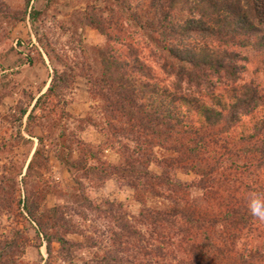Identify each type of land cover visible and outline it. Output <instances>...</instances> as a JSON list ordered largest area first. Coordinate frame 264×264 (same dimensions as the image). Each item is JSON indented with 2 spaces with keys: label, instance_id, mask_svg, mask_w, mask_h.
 Here are the masks:
<instances>
[{
  "label": "trees",
  "instance_id": "trees-1",
  "mask_svg": "<svg viewBox=\"0 0 264 264\" xmlns=\"http://www.w3.org/2000/svg\"><path fill=\"white\" fill-rule=\"evenodd\" d=\"M31 1L24 0L25 10L17 22L26 18ZM55 1L43 0L45 8ZM109 1L122 13L129 12V0ZM156 10L158 24L156 27L148 25L147 30L154 44L165 52L167 64L164 70L175 76L179 87L180 82L184 81L197 88L207 85L209 91L214 87L211 79L227 81L231 85V101L227 103L220 97H212L208 103L203 97L193 96L192 92L183 93L179 88L161 86L151 76V69L139 59L138 50L131 43L119 42V38L107 32L100 18L93 13L73 14L71 21L78 23V27L72 23L73 33L76 34L78 29L92 28L116 44L115 47L109 45L92 49L99 64L100 76L91 73L86 77L93 90H97L95 95L103 102V113L108 117V134L112 138L121 136L131 141L134 145L131 152L136 156H148V163L147 166L146 163L142 165L134 155L120 153L122 164H106L97 158L99 150L91 146L68 137L67 146L64 132L60 135L62 142L59 147L63 151L58 160L68 172H83L86 177L95 176L100 182L130 178L129 186L140 204L145 202L136 184L141 180L149 185V193L168 202L162 210L152 212L146 208L140 212V217L153 228L146 237L121 217L123 207L120 204L107 202L108 210L105 211L85 197L86 207L97 213L112 215L117 224L118 231H112V251L98 262L264 264V245L246 247L240 253L234 245L236 232L249 228L258 219L251 214L250 201L264 200V180L258 177L264 172V115L246 136L231 134L239 116L250 115L264 107V98L254 86L237 85L240 75L237 63L241 60L238 51L245 49L264 56V0H156ZM182 12L186 15L185 19L179 20L178 15ZM28 16L35 20L40 12L31 8ZM37 53L44 62L41 54ZM71 73L55 70L46 92L36 99L30 114L28 106L19 102L17 121L22 122L26 117L28 134L34 135L36 124L43 125L46 121L56 122L58 118L70 117L63 110L64 107L59 106L63 101V89H68L75 81ZM34 100V96H29L30 103ZM35 139L38 147L27 166L26 178L38 175L39 170L46 169L48 165V159L44 156V138L35 136ZM73 147L81 155L77 160H73L69 152L65 153H72ZM156 147L171 156L161 160L151 158V151ZM122 149L126 147L122 146ZM83 153L96 160L98 165L87 166L82 159ZM211 153L214 154L212 158ZM230 157L245 161L243 167L236 166V170L249 179L248 183L242 184L241 192L217 196L218 214L195 202H187L185 197L192 189L197 188L204 197L212 198L217 195L211 189L213 183L219 181L218 184L227 185V178L216 181L214 175L218 170L216 164ZM211 161L215 164L212 165ZM151 164L162 169L160 175L148 171ZM142 166L145 169L140 170ZM175 170H188L196 180L193 183L174 182L169 172ZM155 186H164L170 191L158 193ZM21 205L19 202L18 206ZM22 210L19 215L35 226L36 238L45 242L48 255L51 246L57 244L59 258L67 261L79 244L66 239L75 234V230L60 208L42 209L37 194L29 192ZM171 228L175 229L173 235L176 240L166 234V230ZM15 236L14 239L0 241V264H19L14 257L24 254L28 239L19 231ZM180 249L187 259L175 258Z\"/></svg>",
  "mask_w": 264,
  "mask_h": 264
},
{
  "label": "rangeland",
  "instance_id": "rangeland-1",
  "mask_svg": "<svg viewBox=\"0 0 264 264\" xmlns=\"http://www.w3.org/2000/svg\"><path fill=\"white\" fill-rule=\"evenodd\" d=\"M129 1V12L122 13L109 0H56L47 9L43 0H32L26 18L22 22H17L25 10L24 0H0V241L14 239L17 231L28 239L24 254L14 257L19 264H99L100 258L112 251V231H118L117 224L111 218L112 215L106 212L97 213L86 207L85 197L105 211L108 210L107 202L120 204L123 207L121 217L131 228L146 237L153 228L140 217V212L146 208L155 212L168 205L164 198H157L149 193V185L143 180L136 182L145 200L140 204L136 201L134 190L129 186L130 178L126 180L112 178L100 182L97 177H86L83 172H68L64 164L58 160L63 151L59 147L62 142L60 135L64 132L67 146H69L67 137L91 146L94 150H99L97 158L106 164L114 166L122 164L120 153L134 155L142 165L146 163L147 166L148 163L146 161L148 156L141 154L136 156L131 152L134 148L131 141L121 136L112 138L108 134L106 127L108 117L103 113V102L95 95L97 90H93L86 77L91 73L100 76L99 64L92 49H102L109 45L115 47L116 44L92 28L78 29L76 34L73 33L72 23L78 27L77 22L71 21L74 13H93L100 18L107 32L119 38V42L131 43L137 48L139 59L151 69V76L161 86L179 88L183 93L192 92L193 96L203 97L208 103L212 97H220L227 103L231 101L229 98L231 85L222 79H211L214 87L209 91L207 85L197 88L184 81L180 82L179 87L175 76L164 70L167 64L165 52L154 44L152 35L147 30L148 25L156 27L158 24L156 0ZM31 8L40 12V16L35 20L28 16ZM185 16L182 12L178 19L183 20ZM37 52L41 54L44 62ZM238 53L241 60L237 63L240 69L237 85L251 84L264 98V56L245 49L239 50ZM55 70L71 71L75 78L68 89H63V101L59 106L64 107L63 110L70 117L58 118L56 122L46 121L43 125L36 124L34 135L31 136L27 132L26 117L22 122L17 121L18 104L23 102L28 106L30 114L36 99L46 92ZM29 96L35 97L32 103ZM263 115L264 107L258 108L250 115L239 116L231 134L239 133L246 136ZM35 136L44 138V156L48 159V165L46 169L39 170L38 175L26 178L27 166L38 147ZM230 144L233 145L231 141ZM122 146L126 149H122ZM127 149L129 151H126ZM67 152L73 160L81 157L75 147L72 153L65 151ZM151 152L150 156L155 160L171 156L157 147ZM212 156L213 153L211 158ZM82 159L87 166L98 165L96 160H92L86 153L82 154ZM210 163L215 164L214 161ZM244 165L245 161L232 157L223 159L222 163L216 164L218 170L214 178L216 181L227 178V185L222 186L218 184L219 181L213 183L211 189L217 195H213L212 198L204 197L203 192L197 188L192 189L187 192L185 200L195 202L218 214L220 209L217 196L221 193L224 196L236 194L234 192L237 191L240 193L243 189L242 184L249 182L245 174L236 170V166ZM143 169L144 166L140 167V170ZM148 171L160 175L162 169L151 164ZM169 177L178 183H193L196 180L195 175L188 170L171 171ZM258 177L264 180V172ZM155 190L164 194L170 191L164 186H155ZM29 192L37 194L42 209L60 208L66 221L75 230V234L67 236L66 239L84 246L74 248L67 261L59 258L57 244L51 246L48 255L45 242L36 238L35 226L19 215L23 212L22 205ZM19 202L22 204L21 207L18 206ZM114 213L119 216L115 210ZM166 234L176 240L173 235L175 229L166 230ZM236 234L234 245L238 253L246 247L263 246L264 221L258 218L252 226L241 229ZM175 258L188 257L184 256L180 249ZM165 264H175V261H166Z\"/></svg>",
  "mask_w": 264,
  "mask_h": 264
},
{
  "label": "clouds",
  "instance_id": "clouds-1",
  "mask_svg": "<svg viewBox=\"0 0 264 264\" xmlns=\"http://www.w3.org/2000/svg\"><path fill=\"white\" fill-rule=\"evenodd\" d=\"M251 214L260 220L264 221V200L252 199L250 201Z\"/></svg>",
  "mask_w": 264,
  "mask_h": 264
}]
</instances>
